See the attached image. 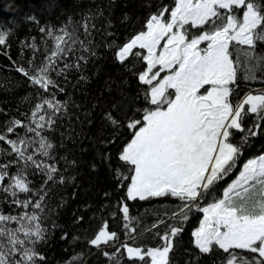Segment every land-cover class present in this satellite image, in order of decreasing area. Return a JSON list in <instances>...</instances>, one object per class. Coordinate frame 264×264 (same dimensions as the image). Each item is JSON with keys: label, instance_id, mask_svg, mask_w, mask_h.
<instances>
[{"label": "snow or ice", "instance_id": "snow-or-ice-1", "mask_svg": "<svg viewBox=\"0 0 264 264\" xmlns=\"http://www.w3.org/2000/svg\"><path fill=\"white\" fill-rule=\"evenodd\" d=\"M95 15L78 22L85 38L96 29L92 23ZM30 19L35 21V17ZM77 31H69L68 25L59 29L40 27V32L54 42L50 54L39 65L34 58L29 60L31 71L23 66H17L16 71L43 92L58 88L51 77L57 61L72 51L77 42L81 47L85 45ZM8 36L9 32L0 31V46H9ZM26 46L33 54L39 51L35 43ZM259 46H264V0H174L173 7L164 6L150 14L143 30L116 46L115 51V59L121 65L125 62L133 67L137 62L144 65L134 75L144 86L145 106L138 110V116L124 122L131 138L118 156L121 166L132 173L130 177L118 173L120 180H129L126 197L132 201L177 198L182 204L173 213L175 219L188 220V212L193 208L201 212L203 219L192 233L194 246L204 255L222 251L226 256L221 264H264V153L247 159L242 166L239 163L250 137L261 131L264 93H248L233 102L241 66L245 80H255L257 72L264 73V54L257 51ZM8 59H12L10 55ZM73 67L78 69L80 64L65 63L59 74ZM62 108L66 110L59 101L43 99L34 105L29 123L13 118L7 122L5 131L0 132V142L7 145L0 148V155L13 157L0 164V193L4 194L6 204L33 209L18 215L0 211V264H43L46 259L36 249L47 234L41 220L46 193L43 189L36 193L35 202L20 196L33 192L26 171L29 165L43 172L46 181L53 180L58 172L54 164L38 161L28 149L35 143L39 155H51L54 145L42 132L51 129L55 120L46 109H51L54 115ZM250 116H255V122L246 128L244 120ZM104 118L116 129L122 126L119 116L111 111ZM18 129L26 135L20 136ZM237 132L243 135L234 142ZM12 134H16L15 139L10 138ZM103 158L109 159L107 155ZM21 162L22 166L10 174V169ZM234 171L238 175L223 189L222 198L201 207L199 202L210 197L217 185ZM60 182H64L63 177ZM121 211L127 221L124 227L129 229L128 205L123 204ZM11 224L16 227H9ZM130 231L136 229L132 227ZM181 231V227L172 226L163 235L155 233L163 242L158 247L123 244L116 251L123 249L134 264H170L173 239ZM117 239L105 222L89 243L101 248ZM102 254L118 264L119 256ZM70 264H83V257L73 256Z\"/></svg>", "mask_w": 264, "mask_h": 264}, {"label": "trees", "instance_id": "trees-1", "mask_svg": "<svg viewBox=\"0 0 264 264\" xmlns=\"http://www.w3.org/2000/svg\"><path fill=\"white\" fill-rule=\"evenodd\" d=\"M164 6L173 7L174 0H0V31L9 32V46H0V109H3L0 112V132L5 131L7 122L13 118L29 123L34 105L43 99L59 101L66 107V110L62 108L54 115L51 109H46L47 114L55 120L51 129L45 128L42 132L54 145L50 150L51 155H39L36 152L38 144L35 143L28 149V153L33 154L38 161L57 167L55 178L46 181L43 172L35 171L29 165L26 171L33 192L20 196L21 199L30 197L35 202L36 193L41 189L46 193L43 197L41 220L47 234L45 240L36 245L37 251L46 258L43 264H70L72 257L76 255H81L84 259L91 249L89 241L105 222L108 224V231L117 234L118 239L113 242L117 244L145 233L153 228V224L160 225V221L173 218V213L180 209L182 201L173 197L129 203L125 192L129 180L117 177L118 173H126V176L130 174L118 160L121 149L131 138L124 122L129 117L138 116V110L145 104L144 86L134 75L142 71L143 64L137 62L133 67L125 62V65H121L115 59L116 46L123 45L134 34L143 30L149 15ZM100 12L103 13L102 16L98 14ZM91 14H97L92 19L96 29L92 30L90 37L85 38L78 22ZM30 17H35V21ZM64 25H68L69 31L78 30L77 35L85 41V45L81 47L77 42L72 45V51L57 61L56 71L51 73V77L59 87L43 92L16 71V67L23 66L31 71L29 60L34 58V63L39 65L50 54L54 42L40 32V27L59 29ZM31 43H35L39 49L35 54L26 46ZM85 48L90 51H85ZM257 51L264 54V46H259ZM4 52L12 59L3 55ZM93 52L95 55H92ZM80 57L85 59L81 60ZM12 61L16 63L13 64ZM65 63H79L80 67L68 68L63 74H59ZM256 75L255 80L243 79L241 66L237 81L239 87L233 94L234 103L250 91L264 92V73L257 72ZM113 104L118 107L113 108ZM109 111L119 116L122 122L119 129L111 126L104 118ZM254 122L255 116H250L245 118L244 125L246 128L251 127ZM260 123V133L250 137L240 157L241 166L247 159L264 153V121ZM17 131L20 136L26 135L22 129ZM241 135L243 134L235 133L234 142H238ZM27 136L31 138L32 134L28 133ZM10 138L15 139L16 134H12ZM6 147L0 142V148ZM105 155L109 159L105 160ZM12 158L0 155V164L8 163ZM21 166L22 162L11 168L10 174ZM122 168L124 170L117 173ZM237 173L238 171H234L230 179ZM61 177L64 178L63 183L60 182ZM226 184L220 182L210 197L199 202L200 206L206 207L215 199L222 198ZM123 204L129 207L130 228L134 227L135 232L124 227L127 221L121 211ZM32 210L31 207L23 209L6 204L4 194L0 193V211L18 215ZM80 217L83 219H79ZM188 217V220L173 218L153 229L142 240V246H161L163 242L155 233L163 235L172 226L181 227L182 231L173 239V248L169 253L170 264H221L226 256L222 251L214 250L212 254L204 255L194 246L192 233L199 226L203 214L193 208L188 212ZM9 226L16 227L14 224ZM118 248L110 249L108 253L119 256L122 252L124 257H119L118 264H126V253H117ZM124 258L126 261L122 263ZM102 262L113 264L103 254H98L93 262L87 264Z\"/></svg>", "mask_w": 264, "mask_h": 264}, {"label": "rangeland", "instance_id": "rangeland-1", "mask_svg": "<svg viewBox=\"0 0 264 264\" xmlns=\"http://www.w3.org/2000/svg\"><path fill=\"white\" fill-rule=\"evenodd\" d=\"M143 69H144V65H143ZM142 69V70H143ZM162 75H163V73H162ZM249 93H252V94H260V93H264V92H261V90L259 91L258 90V92H252V91H250ZM248 94V93H247ZM247 107V106H246ZM124 170V168H122V169H120V170H118L117 171V173L118 172H120V171H123ZM241 170H242V168H241ZM128 171V170H127ZM124 174V173H123ZM132 175V173L130 172V174H129V177ZM238 175V173L234 176V177H232L231 179H230V176L229 177H227L226 178V181H222L223 182V185L224 184H229V183H231V181L233 180V179H235L236 178V176ZM124 176H126V173L124 174ZM117 177H118V175H117ZM230 179V180H229ZM229 180V181H228ZM227 184H226V186H227ZM128 185V184H127ZM125 192H126V189H125ZM163 198V197H162ZM174 198V197H173ZM152 200H154V199H156V198H151ZM128 200V199H127ZM136 201H139L140 202V200L139 199H137ZM145 201H147V200H145ZM128 202L130 203V202H133L132 200H128ZM173 218H171V219H169V220H167V221H164L163 223H161L160 225H163V224H166L168 221H171ZM203 219V218H202ZM160 225H158V226H160ZM10 227V226H9ZM199 227V226H198ZM197 227V228H198ZM153 229L154 228H151V230L153 231ZM196 230V229H195ZM194 230V231H195ZM152 231H149L150 233L152 232ZM147 232V231H146ZM149 233V234H150ZM194 238V237H193ZM138 238H135V237H133L131 240H126V241H123V242H119V243H117V244H114L113 242H111L109 245H102L101 246V248H95L94 246H92L91 244H88V246H90V248L92 249H90V250H88L89 252H88V255L87 256H85V258L83 259V264L85 263V264H87V263H90V262H93V260H95L96 259V257H98V254L100 255V254H102L103 252H108L110 249H113V248H120L121 247V245H123V244H128L129 246H132L130 243H132V244H135V242H136V240H137ZM121 251H123V249H121ZM77 254V253H76ZM119 257L120 258H123L124 257V254L121 252L120 253V255H119ZM127 257V256H126ZM127 261H128V258L126 259ZM125 258L122 260V263L124 262L125 263ZM128 263V262H127ZM126 263V264H127ZM102 264H104V262H102Z\"/></svg>", "mask_w": 264, "mask_h": 264}, {"label": "flooded vegetation", "instance_id": "flooded-vegetation-1", "mask_svg": "<svg viewBox=\"0 0 264 264\" xmlns=\"http://www.w3.org/2000/svg\"><path fill=\"white\" fill-rule=\"evenodd\" d=\"M123 214V213H122ZM161 226V225H160ZM144 234V233H143ZM143 234H140V235H138V236H135V238H139V239H137L136 240V242H135V244H132V243H130L133 247H137V246H139V247H143V248H146V247H144V246H142L143 245V242H142V240L147 236H143V237H140L141 235H143ZM140 262H138V264H139ZM127 264H134V262L133 261H130V260H128V263Z\"/></svg>", "mask_w": 264, "mask_h": 264}, {"label": "water", "instance_id": "water-1", "mask_svg": "<svg viewBox=\"0 0 264 264\" xmlns=\"http://www.w3.org/2000/svg\"><path fill=\"white\" fill-rule=\"evenodd\" d=\"M158 227H160V226H158ZM158 227H155L154 229H156V228H158ZM152 231V230H151ZM150 232L149 231H147V232H145L143 235H141L140 237H145L146 235H148ZM139 239V238H138Z\"/></svg>", "mask_w": 264, "mask_h": 264}]
</instances>
